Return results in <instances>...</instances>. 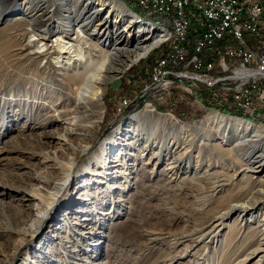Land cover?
Here are the masks:
<instances>
[{
	"label": "rangeland",
	"instance_id": "374dc122",
	"mask_svg": "<svg viewBox=\"0 0 264 264\" xmlns=\"http://www.w3.org/2000/svg\"><path fill=\"white\" fill-rule=\"evenodd\" d=\"M28 1L0 0V8L6 11L0 20V44L5 48L0 51V264L12 260L18 250L14 264H264V253L255 252L264 229L257 223L264 205L247 216L250 222L232 212L222 227L212 231V218L237 197L251 198L255 189H249L245 176L233 174L232 150L216 139L217 128L204 122L218 111L195 96L194 88L184 90L179 81L166 80L162 89H155L150 67L157 53L151 51L108 83L99 122L92 127L81 130L52 117L54 87L42 86L40 80L48 81L37 72L29 75L26 62L13 50L11 33L31 27L27 22H8L16 16L31 20L35 31L28 32L26 43L36 38V29L47 27L48 20L54 31L45 37L53 40L56 28H64L65 22L81 30L84 16L98 7L86 5L89 0L45 4L34 0V14L46 10L39 22L34 20L36 15L28 18ZM116 1L138 21L157 29L158 16L149 18L141 10L138 15L125 1ZM105 12L84 28V37L101 44L106 35L97 36L95 27L107 21L112 36L109 47L123 38L127 41L128 34L118 38L126 22L114 23L115 15L110 19ZM138 27L131 26L130 31ZM148 35L135 34L134 40L138 43ZM86 39H79L78 45L84 47ZM146 106L152 111L134 119ZM131 109L134 113L125 118ZM245 121L264 127L261 113L256 120ZM177 122L192 124L195 131L204 127L180 133ZM194 135H198L197 149L183 156L184 143ZM161 147L163 156L155 158ZM172 156L180 160L176 170L169 165ZM106 160L113 161L105 166ZM221 174H233V180L216 189ZM55 194L61 199L52 208ZM5 227L13 232L5 233Z\"/></svg>",
	"mask_w": 264,
	"mask_h": 264
},
{
	"label": "bare ground",
	"instance_id": "6f19581e",
	"mask_svg": "<svg viewBox=\"0 0 264 264\" xmlns=\"http://www.w3.org/2000/svg\"><path fill=\"white\" fill-rule=\"evenodd\" d=\"M42 1L44 4L49 2V0ZM133 1L142 12H145L144 3L135 2V0ZM32 2H34V0H29L27 3L30 5L29 9H31V11L28 12V18L30 17L31 19V17L36 15V19H34L35 21H43L42 18L39 17H43V15H45V8H43V13L41 11L37 14H34L35 9H32L31 7ZM91 4L96 5L98 8L91 12L89 16H84L86 18L85 22H83L84 24L81 25V30L78 29V26H76V29H71V23L65 22L63 25L64 28H56L58 35H56L53 40H47L45 37L47 34L49 35L54 31L50 24L47 25L46 22H48V20L44 22V26L47 27L42 31L36 29L38 30L35 32L36 38H30L26 43L23 41V39L26 37L28 32L35 31V27L31 26V20H27L22 16H16L14 19H12V21L8 22V25L12 23L27 22L28 26L31 27L29 29L21 28L20 30L11 33V39L13 40L14 44L13 50L16 51V53L20 56L18 58H22L26 62L24 69L29 70V75L37 72L39 73L38 77L40 79L42 78V80L46 79L48 81L43 82L40 80L39 83L42 86L49 85L54 87L53 91H50L56 98V102H54L52 107H50L51 110L49 109L53 114L52 117L56 116L58 120H61L67 125L81 130L86 129L87 127H92L94 123L99 122V120L96 119L99 117L101 114L100 112L102 111V101L105 89L113 77L123 73L132 64L146 57L151 51L157 53L156 57H158L160 52L165 51L167 48H172L176 30V22L171 21L170 18H167L163 15H157L162 17V23L157 26V29H154L152 26H150V24H146L141 20L138 21L133 13L125 9V6L116 0H89L86 5ZM102 11H106L105 13L108 14L107 17H110V19L113 17V15H115L114 23H118L120 25L121 23L126 22L124 30L122 29L119 32L120 34L118 35V38H123V34L125 33V35L128 34L127 41H124L125 39L123 38L119 43L116 42L114 45L109 47L112 36L109 35L111 32L108 29L109 26L107 21L99 22L95 27L97 36L106 35L105 40H103V42L100 41L101 44L98 45L89 39H86L87 37H84V28L92 26L93 23L97 21L98 17L100 16V12ZM4 13L6 14V11L4 12V10L0 8V20L5 16ZM84 15H86V13ZM147 16L152 18L156 15ZM84 17H82V19ZM65 19L69 20L72 18L66 17ZM8 25L6 24V26ZM134 25H139V27L136 32H131V26ZM145 33H149V35L142 40L140 39V42H135V34L142 35ZM78 38L86 39V41L84 40L85 42L82 41L84 47L78 45L80 41ZM87 40H89V42H87ZM35 44L38 46L37 50L30 51ZM0 49V51L5 49L3 44H0ZM43 62L45 63L44 65ZM32 68L35 71L31 70ZM166 80H170L171 83L174 81L181 82V85H185L183 89L188 92H192L191 86H200L207 90L214 89L210 82L199 83V79L194 75H183L173 72H166ZM165 83L166 81H158L157 83H153L151 85L154 86L155 89L160 90L163 88ZM219 91L226 94V88H219ZM233 103L236 108L242 112L244 116L243 119H233L228 116L215 113L206 116L204 122L205 124L214 125L217 128L216 139L220 140L222 145L229 146L230 150H232L234 155L230 153V157L233 159L230 169L233 174L245 176L247 178L245 183L247 182V184H249V189L251 186H255V189L251 192V198L242 200L240 199L242 197H237L238 200H235L236 202L228 205L225 212L219 213L214 218L211 217L213 225L212 231H216L219 229V227H222L221 225L223 224V221L232 212H239L238 218L240 217L242 221L245 219L246 222H250L247 219V216L249 217V214H252L254 210L256 211L257 208L264 205V127L259 124H252L249 121H245V118H248L251 121L256 120L258 115L261 113L262 120L264 122V106L244 107L236 104V102ZM57 106L60 107V111L58 112H56L57 108H55ZM150 108L151 106H146L139 115L134 117V119L139 118V116H141L143 113H146L147 111H152ZM199 124H202V122H199ZM175 126L177 130L180 131V133L181 131H195V127L192 124L177 122ZM203 127L204 125L197 128L196 131ZM229 131L232 132L231 137L228 136ZM71 132L74 131L71 130ZM197 136L198 135H194V137L189 138L188 141L184 143L186 147L183 146L185 149V151L182 152L183 156L188 157L190 155L191 148H193L192 150L197 149V142L195 141V137ZM61 138L62 137L58 135L57 139L62 141ZM162 148L163 147L157 151L155 158L159 159L161 156H163V152L161 150ZM220 155L223 154L221 153ZM224 155L220 157H224ZM112 161L113 160H106L105 166ZM169 165H173V168L169 167L170 169H178L180 167L179 158L176 156L173 157ZM70 175L71 174H69L67 179L63 182V188L68 183V178ZM221 175L217 176L218 181L216 182V189L224 187L225 185L229 184L231 180H233L232 175L231 177L228 175ZM247 184L240 187V189H245V186H248ZM57 194H55L51 199L50 204L52 208L56 206L61 199L57 197ZM235 194L236 193L232 194L233 197ZM257 223H261V228L264 227V214L262 215V219ZM3 231L5 233L13 232L8 227H5ZM25 243H23L22 246ZM18 251L12 260L6 264H14L15 259H17L19 256ZM256 251L257 253H264V229L261 231L260 240H258V247L256 248L255 252ZM259 260H261V258H259Z\"/></svg>",
	"mask_w": 264,
	"mask_h": 264
},
{
	"label": "built area",
	"instance_id": "2783aa9c",
	"mask_svg": "<svg viewBox=\"0 0 264 264\" xmlns=\"http://www.w3.org/2000/svg\"><path fill=\"white\" fill-rule=\"evenodd\" d=\"M146 15L176 22L172 48L150 67V84L166 72L194 75L233 102L264 106V2L262 0H135Z\"/></svg>",
	"mask_w": 264,
	"mask_h": 264
},
{
	"label": "trees",
	"instance_id": "16d2710c",
	"mask_svg": "<svg viewBox=\"0 0 264 264\" xmlns=\"http://www.w3.org/2000/svg\"><path fill=\"white\" fill-rule=\"evenodd\" d=\"M126 2V4L134 11H136V13H138V15L140 14L139 12L140 9L137 7V5L133 2L130 1V0H123ZM157 16V15H156ZM159 18L155 19L157 25L159 26L160 23H162V17L161 16H158ZM159 23V24H158ZM166 23V22H164ZM194 88V90H193ZM191 89L193 90V93L195 96H199V98H201L203 101H204V104L207 106V107H210L211 109H215L218 111V113L220 112L221 115H225V116H228V117H242L244 118L242 112L240 113L239 110L236 108V106L234 105L233 101H232V97H230L229 95L227 94H224L222 92H218L217 90V94L216 95H212V92H210V90H206V89H203V88H199V87H195V86H191ZM214 90V89H212ZM134 113V110L131 109L129 110L126 115H125V118H127L128 116H130L129 114H132ZM219 113V114H220Z\"/></svg>",
	"mask_w": 264,
	"mask_h": 264
}]
</instances>
